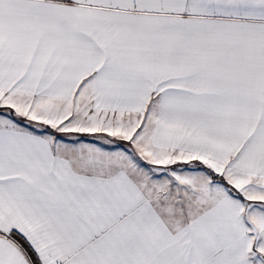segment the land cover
Here are the masks:
<instances>
[{
	"label": "snow or ice",
	"instance_id": "snow-or-ice-1",
	"mask_svg": "<svg viewBox=\"0 0 264 264\" xmlns=\"http://www.w3.org/2000/svg\"><path fill=\"white\" fill-rule=\"evenodd\" d=\"M0 264H264V0H0Z\"/></svg>",
	"mask_w": 264,
	"mask_h": 264
}]
</instances>
